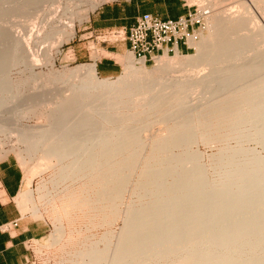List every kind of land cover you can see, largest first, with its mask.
I'll list each match as a JSON object with an SVG mask.
<instances>
[{
  "label": "bare ground",
  "instance_id": "6f19581e",
  "mask_svg": "<svg viewBox=\"0 0 264 264\" xmlns=\"http://www.w3.org/2000/svg\"><path fill=\"white\" fill-rule=\"evenodd\" d=\"M82 1L67 0L66 7ZM103 1L89 0L82 18ZM198 1L209 13L208 33L190 40L196 53L161 55L154 67L132 53L120 56L125 71L115 79L100 77L95 62L50 70L46 78L33 70L39 57L29 42L0 25V112L3 95L15 91L19 99L29 82L66 84L54 97L48 90L52 98L21 97L27 104L17 115L25 119L41 107L46 123L11 128L0 114V134H17L25 144L20 155L35 159L33 171L56 158L66 167L54 178L78 183L62 194V209L84 222H69L77 241L57 264H264V153L247 145L264 149V24L248 1L237 14L217 9L214 0ZM256 3L264 8V0ZM63 31L53 24L46 36ZM23 64L31 76L12 79L11 68ZM202 89L206 100L187 107ZM202 141L223 143L209 154L211 165L194 148ZM18 199L24 211L42 217L31 189ZM64 233L59 222L47 242H62Z\"/></svg>",
  "mask_w": 264,
  "mask_h": 264
},
{
  "label": "rangeland",
  "instance_id": "374dc122",
  "mask_svg": "<svg viewBox=\"0 0 264 264\" xmlns=\"http://www.w3.org/2000/svg\"><path fill=\"white\" fill-rule=\"evenodd\" d=\"M57 1L58 0H0V25L1 26L2 25H5V26L8 25V27H11V29H13V31L17 32L19 35H22V37H24V39L29 42V43L27 42L30 45V46L29 45L28 46L31 47L29 49L30 50L32 49L31 52H33L35 54L36 58L39 57L38 61L34 64L33 70L36 73H39V72L45 73L46 78H47V73L50 70H59L60 71V70H63L65 68H73L76 65L81 64V63L92 62V61L87 60V56H85V54H83V53L88 52L90 48L91 49L95 48V41H94L95 35H93V36H91L90 34L82 35L83 33L86 32L84 29H85L86 25L88 24V21L90 20L92 14L100 6H102L103 4L109 3V2L119 1V0H104L94 10L89 11V18L88 19H83L82 15L85 12H87L88 8L90 7L89 2H88L89 0H83L82 2H80L79 5L74 4L71 10L67 9V7H66L67 6V0H59L58 2ZM197 1L198 0H180L179 4L175 5L174 7H172V8L163 7V10H164V12H169L171 14L173 11H178L181 13H187L189 11V9L193 10V9L200 6V2L199 1L197 2ZM214 1L216 3L217 9H224V10H226L227 13L229 11L230 14H233V13L237 14V13L245 11L244 6L241 5V0H214ZM246 1H248L246 3L247 6L249 8L251 7L250 10L253 11L252 13H254V11H255V14H253V15L257 16L256 20L258 21V23L263 25L264 24V13H263L264 8L262 7L263 8L262 9L260 5H258L257 3L255 4V0H245V2ZM251 3H253V4H251ZM204 5L206 6L205 8H209L207 6V4H204ZM254 7H256V8H254ZM231 8H232V10H231ZM237 8H239V10H237ZM236 10H237V12H236ZM174 16H176V15H174ZM53 24L58 25L64 31H63V33L62 32L57 33L56 36L54 35V37H52V38H48L46 36V32L50 28V26H52ZM73 24L75 27V33L72 36V38H68L69 37L68 32H70L72 30L71 26ZM206 25L207 24H205V27L202 31L205 34L208 33V27ZM80 37L82 39H80ZM199 39H201V38H198V40ZM191 46H192L191 48H189V49L185 48V50L182 52L184 54L196 53V50H197L196 47L193 45H191ZM76 47L79 48V52L75 51ZM80 53H82L83 55H80ZM130 53H131L130 51H125L122 54L117 55V59L119 60L120 56H128V55H130ZM171 55H174V54H171ZM85 60H87V61H85ZM156 63H157V61L156 62L150 61V62H147V65L149 67H154ZM122 65H123V69L120 72H118L112 76L101 74L99 72H98V75L100 77H111L112 79H115L125 71V65L123 63H122ZM29 75L31 76V71L29 69H27L24 64L20 65V67L19 66L13 67L10 70V77L12 79H19V78H24V77L29 78L30 77ZM39 80L40 79H38L37 82ZM42 81L43 80H40V82H41L40 84H38L37 82L34 83V81H32V82H29L27 84V86L23 85L24 87L21 88L22 94L19 97V99L14 98V96H12V95H15V91L10 92L9 94L11 97L14 98V101H13V99H11V97L9 96L8 93H5V94H8V96L3 95V98L5 99V97H6L8 100H7L6 104H4L6 107L2 106V109H1V112H3L4 110L5 111L3 112V114L0 112V114L3 115L5 121H8V123H10L9 125H11L10 126L11 128H16L15 127L16 125L18 127V125H20L19 123H21V122H22L21 124L32 125V126L46 123L47 119H46L45 109H43L41 107L40 108L35 107L38 109L33 108L31 111V114L27 118L25 117V119L24 118L21 119L20 115H17L18 111L22 110L25 107V105L27 104V100L29 99L30 96L35 95L38 97L43 96L42 98H48V97L52 98L55 95L59 94L58 90H60V92H62L61 90H63V88H66V84L62 85L63 83L46 84L44 82L42 83ZM30 83H32V84H30ZM36 83L38 85H36ZM32 86H33V89H32ZM61 87H63V88H61ZM23 90H25L26 92L25 91L23 92ZM33 90H35L36 92ZM51 90H53V91H51ZM54 90L55 91L57 90V92H56L57 94L54 93L55 92ZM202 90H203L202 95L200 93L201 91H197V92L193 93L194 95H190L191 97L190 96L188 97L190 99H187L188 100L187 102L190 104L186 103L187 107L200 106L206 100L204 98L207 96V94H205L204 89H202ZM47 91L49 93L51 92L53 96L52 95H51L52 97L49 96L51 93L48 94ZM38 92H40L39 95H38ZM196 93L197 94L199 93L198 94L199 98L197 97ZM203 93H204V95H203ZM29 94H31V95H29ZM45 94L48 96H46ZM200 95H201V97H200ZM22 96L24 98H27V100H25L24 98H21ZM203 96H204V98H203ZM192 98H193V100L196 101V104L194 103L195 101L194 102L190 101V100H192ZM15 99H17L16 100L17 102H15ZM9 101H10V103H9ZM198 101L200 103H198ZM201 101H202V103H201ZM14 102H15V104H14ZM21 102H23V103H21ZM20 105L23 108L20 107ZM3 107H4V109H3ZM19 108H20V110H19ZM13 109H15L16 112H14L15 110H13ZM10 111H12V112H10ZM4 114L5 115L7 114L6 116L9 118L4 116ZM18 114H20V112ZM11 116H14L17 118H14ZM10 118H14V120L13 119L10 120ZM16 123H18V124H16ZM160 125L162 126V124H160ZM156 126H158V127H156ZM156 126L153 127L151 129V131L152 130L155 131V130H157V128L161 127V126L159 127V125H156ZM146 133L149 134L150 132L146 131L142 135L144 136V135H146ZM17 137H18L17 134L13 133V132H7V133L0 134V151H1L0 152V159H3V158L10 155V156L15 157V159H17V161L19 162L20 166L22 167V169L25 173V181H24V186H23L22 191H24L26 189L32 190L34 197L36 198L35 200H36V202H37V204L41 210L42 217L35 216L32 213L31 209L24 211L23 209H21L22 207L20 208V206H19V208L21 210V213L23 214L24 217H26L27 220H29V221L35 220V221L41 223L43 225V229L46 230L42 237L34 239L28 243V246H29L31 252L33 253V257L31 259V261L29 262V264H57L58 262H60L62 257L66 256V252H68L69 249L71 250V248H72L71 244L74 245V243L77 241L78 233L76 231H75V233H73L74 231L71 232V230L75 229L74 227H72L73 226L72 224L74 222L72 219H68V217L70 218V216L66 217V214L64 213V210L62 209V207H63L62 194L66 191V189H68V187L69 188L70 187L73 188L74 186L76 187L78 185V183L74 182V181L71 182V179H67L69 181L64 182L65 179L61 181L60 180L61 178L59 176L56 177L57 174L61 173L62 169H64L61 166L66 165L65 161L63 163H61L59 161V163H58L56 158H53L51 161H49L50 163L48 162L46 164L47 167H46V165H42L41 166L42 168L36 167V169H34V171H33L32 168L35 167V163H36L35 159L34 158H33L34 160L32 158L30 159L27 155V152L25 151L26 154L23 153V157L25 156L27 161H23V157L20 155V153H21V151H23L25 149V147H24L25 144L24 143L22 144V142L19 139L17 140ZM253 142L254 141H249L247 145L250 144L251 147L252 146L253 147L258 146L257 149L260 152L264 153V149L262 148V146L260 144L257 145L258 143H255V142L253 143ZM231 143L234 145L235 141H231ZM222 145H223V143H221V142L220 143L213 142L211 144H208V143H203V141H202V142H198V144L196 143L194 148H196L199 151H202V153L206 157L205 158L203 155L204 163H206L207 165H211L212 163H210L211 162L210 161V155L213 153H217ZM259 146H261V147H259ZM175 151H177V150H175ZM208 161H209V164H208ZM57 163L58 164L61 163L62 165L61 164L57 165ZM43 167H44V169H43ZM59 169H60V171H58ZM57 171L59 173H57ZM29 174H33L31 177L32 181H30V182L27 179ZM53 175H56L55 178ZM54 179H55V181H54ZM58 180H60V182ZM55 182H57V183H55ZM46 192H48V193H46ZM43 193L44 194L46 193V195L44 196V198H41L40 195ZM127 197L129 199L132 198L129 195V193L126 195V198ZM128 198H127L126 202L129 201ZM56 214L61 215L60 216L61 221H59V222H61L64 225L66 233H64V238L62 237V239H61L62 242L55 243V244H53V243L51 244V242H50V244H49V242H47L49 235L55 230L56 225H59V222H57L58 220L55 217ZM69 222H71L72 224ZM83 222H84L83 219H81V220L78 219V222L74 223L75 224L74 226L77 227L79 224H82ZM123 224L124 223H123L122 219L118 220L116 222V224L114 225V229L116 227V231H118L123 226ZM103 230L104 229H101L98 232L102 233ZM64 244H66L67 246Z\"/></svg>",
  "mask_w": 264,
  "mask_h": 264
},
{
  "label": "crops",
  "instance_id": "0c3cea01",
  "mask_svg": "<svg viewBox=\"0 0 264 264\" xmlns=\"http://www.w3.org/2000/svg\"><path fill=\"white\" fill-rule=\"evenodd\" d=\"M179 1L119 0L103 4L92 14L84 29L86 32L82 34L95 35V48H90L83 54L87 56V60L96 63L97 71L101 74L112 76L120 72L123 65L117 55L129 51V44L124 39H117L113 32L127 31L142 13L149 12L163 18L185 14L178 11L171 14L163 10V7H174ZM77 48L75 51L79 52ZM24 181L25 173L15 157L9 155L0 159V225L18 222L11 231L0 232V264H29L33 253L28 243L42 237L46 231L41 223L29 221L21 213L18 198Z\"/></svg>",
  "mask_w": 264,
  "mask_h": 264
},
{
  "label": "built area",
  "instance_id": "2783aa9c",
  "mask_svg": "<svg viewBox=\"0 0 264 264\" xmlns=\"http://www.w3.org/2000/svg\"><path fill=\"white\" fill-rule=\"evenodd\" d=\"M208 13V9L200 7L175 18L146 12L138 15L127 31H114L113 34L128 42L129 51L136 59L147 63L161 55L191 48L190 40L200 38ZM16 225L17 221L4 223L0 225V232H9Z\"/></svg>",
  "mask_w": 264,
  "mask_h": 264
}]
</instances>
